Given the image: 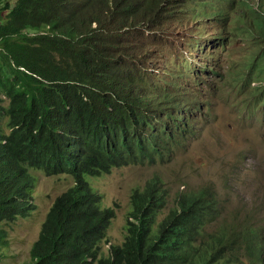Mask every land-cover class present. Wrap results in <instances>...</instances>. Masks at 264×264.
I'll list each match as a JSON object with an SVG mask.
<instances>
[{"label":"trees","instance_id":"1","mask_svg":"<svg viewBox=\"0 0 264 264\" xmlns=\"http://www.w3.org/2000/svg\"><path fill=\"white\" fill-rule=\"evenodd\" d=\"M252 82L264 104V0H0V261L2 224L36 209L39 169L74 184L25 264H264V224L222 220L211 186L179 192L159 220L158 175L133 190L125 240L104 256L116 211L87 181L170 162Z\"/></svg>","mask_w":264,"mask_h":264},{"label":"rangeland","instance_id":"2","mask_svg":"<svg viewBox=\"0 0 264 264\" xmlns=\"http://www.w3.org/2000/svg\"><path fill=\"white\" fill-rule=\"evenodd\" d=\"M221 70L224 74V69ZM235 100V95L216 100L211 117L203 123L202 134L186 150L176 152L170 162L129 165L101 177H87L90 185L102 195V207L116 211L107 233L109 243L102 245L104 256L109 255L110 245H121L125 240L133 190L145 187L156 175L163 179L170 193L159 220L174 206L179 192L207 185L215 186L221 197L228 194L231 210L247 206L243 219L256 206L254 223L264 220V113H239ZM258 161L262 164L259 167ZM30 172L36 177V209L25 218L2 224L8 232V244L2 250L0 264L31 261V247L40 238L42 223L54 198L74 184L71 175L48 176L39 169H30Z\"/></svg>","mask_w":264,"mask_h":264},{"label":"clouds","instance_id":"3","mask_svg":"<svg viewBox=\"0 0 264 264\" xmlns=\"http://www.w3.org/2000/svg\"><path fill=\"white\" fill-rule=\"evenodd\" d=\"M256 86H257V84L255 82H252L251 85L248 86L247 89L243 93L236 95V100L234 103H235V107L237 108L239 113L251 114V115H254L257 112L264 113V104L262 102L257 101L254 98V91H255L254 88ZM213 126H214V123H213ZM258 164H259L258 167L262 165L260 161H258ZM211 187L215 188V186H211ZM221 198L226 202L225 203V210H224L222 217H221L222 220H224L225 218H228L229 222H233L236 219H240L241 221L253 222V224H264V220L257 222V223H254V221L257 220V219L253 218V215L255 213H257V207L256 206L253 207L252 211H248V215L246 216L245 219H243L242 215H243L244 211L247 210V206L242 205V206H238L234 210H231L230 209L231 201H230V197L228 196V194L225 193V196H222Z\"/></svg>","mask_w":264,"mask_h":264}]
</instances>
